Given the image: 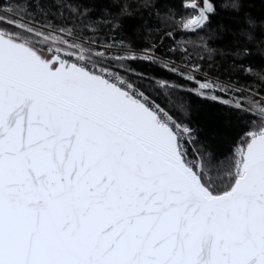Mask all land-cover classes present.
<instances>
[{"label": "snow or ice", "instance_id": "snow-or-ice-1", "mask_svg": "<svg viewBox=\"0 0 264 264\" xmlns=\"http://www.w3.org/2000/svg\"><path fill=\"white\" fill-rule=\"evenodd\" d=\"M0 264H264V0H3Z\"/></svg>", "mask_w": 264, "mask_h": 264}, {"label": "trees", "instance_id": "trees-1", "mask_svg": "<svg viewBox=\"0 0 264 264\" xmlns=\"http://www.w3.org/2000/svg\"><path fill=\"white\" fill-rule=\"evenodd\" d=\"M3 0H0V3H2ZM31 2V0H29ZM46 0H41V3H45ZM130 3L135 4L137 0H129ZM165 3H171V4H181L183 3L185 7H188L189 4H192L194 0H164ZM228 0H217L218 5L223 8L224 4H226ZM155 23V22H152Z\"/></svg>", "mask_w": 264, "mask_h": 264}, {"label": "rangeland", "instance_id": "rangeland-1", "mask_svg": "<svg viewBox=\"0 0 264 264\" xmlns=\"http://www.w3.org/2000/svg\"><path fill=\"white\" fill-rule=\"evenodd\" d=\"M191 4L188 5V7L190 6Z\"/></svg>", "mask_w": 264, "mask_h": 264}]
</instances>
